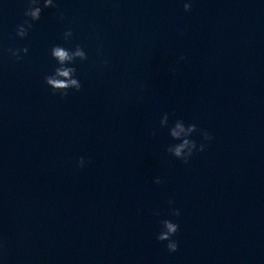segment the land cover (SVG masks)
I'll return each instance as SVG.
<instances>
[{
	"label": "water",
	"instance_id": "obj_1",
	"mask_svg": "<svg viewBox=\"0 0 264 264\" xmlns=\"http://www.w3.org/2000/svg\"><path fill=\"white\" fill-rule=\"evenodd\" d=\"M102 4L118 264H264V0ZM185 140L205 146L187 165L167 151ZM162 220L179 224L176 253L157 239Z\"/></svg>",
	"mask_w": 264,
	"mask_h": 264
},
{
	"label": "clouds",
	"instance_id": "obj_2",
	"mask_svg": "<svg viewBox=\"0 0 264 264\" xmlns=\"http://www.w3.org/2000/svg\"><path fill=\"white\" fill-rule=\"evenodd\" d=\"M48 3L50 5L51 0H48ZM184 10L186 12H190L192 10L191 2L184 4ZM39 15H40V9L39 8H37L35 11L31 12V16L34 18H38ZM21 34H23V33H21ZM54 55L59 58L61 63H63V61L68 58V54L65 51H63L61 48H58V47L54 49ZM77 55H83V53L78 52ZM182 59H183V57H182ZM105 63H107V62H105ZM56 71H57L58 75H60V76H65V77L68 76L67 70L57 69ZM46 79H47V83L52 85L56 89L68 87V85L66 83H64L63 81H60V80H57V79H54L51 77H46ZM71 84L75 85L76 81H71ZM62 95L67 96V93H64ZM166 121H167V114L165 115V122ZM177 126L179 127V125H177ZM196 129H197L196 125L193 124L191 126L190 130H196ZM200 134L202 135L203 139L206 141H210L213 139V137H211L206 130H202ZM178 135L179 134L177 132H175V131L172 132L173 137H178ZM189 145H191V146L189 147ZM185 148L189 149L187 155L183 154ZM197 150L200 152H203V151H205V146L203 144H201L199 146V149H197L196 142L195 141L189 142L188 140H185L183 142V144H181L179 146H175L174 148L168 147V149H167V151L171 155H173L175 158L183 161V163L186 165L189 163V161L191 160V158L193 157L194 153ZM85 162H86L85 159L82 157L78 161V166L80 168H83L85 166ZM154 182L157 185L162 183V181L160 179H156ZM169 203L171 204L172 201H169ZM172 215H174L175 217L178 218L180 216V211L178 209H173ZM161 224L163 226V229H165V230L161 231L158 234V236H157L158 241L161 243H166L167 249L170 253H176L179 250V243H178V241L174 240L173 237H175L180 230L179 224L173 223L170 220H162Z\"/></svg>",
	"mask_w": 264,
	"mask_h": 264
}]
</instances>
